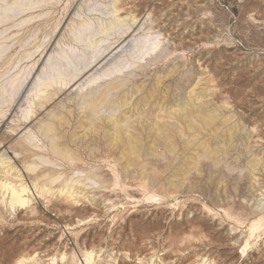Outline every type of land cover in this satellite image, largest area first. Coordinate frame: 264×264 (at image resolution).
Wrapping results in <instances>:
<instances>
[{
    "label": "rangeland",
    "instance_id": "374dc122",
    "mask_svg": "<svg viewBox=\"0 0 264 264\" xmlns=\"http://www.w3.org/2000/svg\"><path fill=\"white\" fill-rule=\"evenodd\" d=\"M19 260L264 264V0H0Z\"/></svg>",
    "mask_w": 264,
    "mask_h": 264
},
{
    "label": "bare ground",
    "instance_id": "6f19581e",
    "mask_svg": "<svg viewBox=\"0 0 264 264\" xmlns=\"http://www.w3.org/2000/svg\"><path fill=\"white\" fill-rule=\"evenodd\" d=\"M119 9V8H118ZM78 31V29L76 30V32ZM79 32H80V30H79ZM78 34V33H77ZM75 37H78V35L77 36H75ZM74 37V38H75ZM144 44H146V43H144ZM146 46H148V45H143V47L140 49L141 51L143 50L144 51V49H146ZM149 47V46H148ZM151 47V46H150ZM138 49V48H137ZM136 49V50H137ZM149 49V48H148ZM137 55V54H136ZM90 67V66H89ZM68 82V81H67ZM47 93V92H46ZM54 95V94H53ZM41 99V98H40ZM40 104H42V102L40 103ZM186 104V103H185ZM164 106V105H163ZM90 110V109H89ZM160 113V112H159ZM94 116V115H93ZM171 116H173L172 114H171ZM110 121V120H109ZM48 126H49V124H48ZM16 128V127H15ZM159 131V130H158ZM118 136V135H117ZM41 139V138H40ZM64 152V151H63ZM66 153V152H65ZM68 154V153H67ZM2 166V165H1ZM37 166V165H36ZM17 167V166H16ZM63 168V167H62ZM67 170V169H66ZM2 171V170H1ZM73 174V173H72ZM57 176V175H56ZM26 177V176H25ZM78 180V179H77ZM52 182H53V180H52ZM57 182V181H56ZM75 183H77V182H75ZM26 191V189H25V187H19V188H16V187H13V186H11L10 187V204L13 206V205H20V206H24L25 204H27L28 203V199L27 198H25L23 195H24V192ZM71 191V190H70ZM75 190H72V192H74ZM33 192V191H32ZM32 196V195H31ZM15 209V208H14ZM89 255H90V253L89 254H86V256H85V260H88V257H89ZM63 258V257H62ZM17 264H24V262L23 261H21V260H19L18 261V263Z\"/></svg>",
    "mask_w": 264,
    "mask_h": 264
}]
</instances>
